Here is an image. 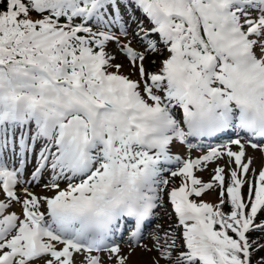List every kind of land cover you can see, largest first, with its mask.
Returning <instances> with one entry per match:
<instances>
[{"label": "snow or ice", "instance_id": "1", "mask_svg": "<svg viewBox=\"0 0 264 264\" xmlns=\"http://www.w3.org/2000/svg\"><path fill=\"white\" fill-rule=\"evenodd\" d=\"M0 264H264V0H0Z\"/></svg>", "mask_w": 264, "mask_h": 264}]
</instances>
